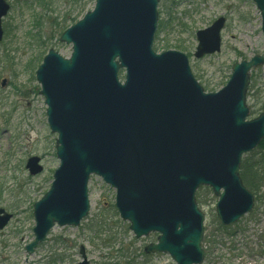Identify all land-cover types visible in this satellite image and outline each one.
Segmentation results:
<instances>
[{"label":"water","instance_id":"95a60500","mask_svg":"<svg viewBox=\"0 0 264 264\" xmlns=\"http://www.w3.org/2000/svg\"><path fill=\"white\" fill-rule=\"evenodd\" d=\"M158 1L96 0L59 37L72 44L70 56L51 48L38 66L59 165L33 205L34 240L27 252L55 223L78 226L88 215L91 175L115 189L117 211L136 238L158 233L145 252L168 253L176 264L204 260V214L195 198L200 186L217 197L215 212L224 226L252 210L254 196L239 167L264 139V111L246 120L250 70L264 65V55L234 62L226 84L205 92L186 54L153 50ZM252 1L264 42V0ZM8 9L0 0V40ZM224 22L219 17L196 31L194 57L220 51ZM39 161L27 159L31 175L41 172ZM11 217L0 208V229ZM80 254L76 264H88L83 246Z\"/></svg>","mask_w":264,"mask_h":264},{"label":"rangeland","instance_id":"374dc122","mask_svg":"<svg viewBox=\"0 0 264 264\" xmlns=\"http://www.w3.org/2000/svg\"><path fill=\"white\" fill-rule=\"evenodd\" d=\"M6 1L10 10L2 20L0 41V208L13 217L0 230V264H75L81 260L80 245L90 264H103L115 256L113 260L123 264L131 259L134 264H175L167 253L142 255L144 246L156 241L157 233L135 238L115 208L114 188L96 175L88 182L90 209L80 225H54L33 253L25 250L33 240L32 206L48 190L59 165L57 135L48 127L35 72L50 48L64 57L70 55L71 45L58 40L61 30L56 25L67 13L75 15L81 3L85 4L83 15L93 8L94 0ZM157 11L158 23L166 22V26L159 31L157 27L153 49L186 54L194 77L207 92L226 84L234 62L264 55L261 17L252 0H159ZM82 15L77 14L78 18ZM221 16L225 18L221 50L194 57L196 31ZM250 75L255 86L262 85L264 65L252 69ZM253 103L248 97L250 108ZM30 156L41 159V173L29 174L25 163ZM253 195V210L229 229L218 227L216 197L199 200L204 213L202 264H264V186ZM97 222L102 233L93 239L88 227Z\"/></svg>","mask_w":264,"mask_h":264},{"label":"trees","instance_id":"16d2710c","mask_svg":"<svg viewBox=\"0 0 264 264\" xmlns=\"http://www.w3.org/2000/svg\"><path fill=\"white\" fill-rule=\"evenodd\" d=\"M85 10V4L81 3L76 8V14L67 13L65 16L62 17V21L57 23V27L63 31L69 24L76 21L78 18L77 14H82ZM166 26V22L160 21L159 29L161 30L163 27ZM158 29V31H159ZM60 33V32H59ZM252 79H254L252 77ZM248 97H251L253 100V107L250 108V115L255 116L260 112L264 111V83L260 86H255L252 82L250 83L248 93ZM239 174L242 179L243 184L252 192L257 194L261 187L264 186V140H262L257 148H255L250 153L245 154L242 157ZM202 190L205 192H202ZM206 196H210V199L213 200L214 197L211 195L210 190L207 187H200V189L196 193L197 202H205L203 198ZM217 220V219H216ZM218 227L222 229H229L227 227L222 226L219 221L217 220ZM100 223H94L92 227H88L92 231L93 239L100 238V233H102V229L99 230ZM116 258V257H115ZM111 264H123L120 260L116 259ZM124 264H134L133 260L128 261Z\"/></svg>","mask_w":264,"mask_h":264}]
</instances>
